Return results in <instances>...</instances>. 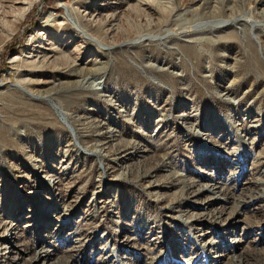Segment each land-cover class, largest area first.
<instances>
[{
    "label": "rangeland",
    "instance_id": "1",
    "mask_svg": "<svg viewBox=\"0 0 264 264\" xmlns=\"http://www.w3.org/2000/svg\"><path fill=\"white\" fill-rule=\"evenodd\" d=\"M28 1L0 0V264H264V0Z\"/></svg>",
    "mask_w": 264,
    "mask_h": 264
},
{
    "label": "bare ground",
    "instance_id": "2",
    "mask_svg": "<svg viewBox=\"0 0 264 264\" xmlns=\"http://www.w3.org/2000/svg\"><path fill=\"white\" fill-rule=\"evenodd\" d=\"M24 4H30L31 2H29L28 0H25V2H23ZM95 20V19H94ZM93 20V21H94ZM93 21H91V19L89 18L88 19V22H92L91 24H94L95 22H93ZM95 21H97V20H95ZM47 39V38H46ZM51 50V49H50ZM42 54V53H41ZM52 54V53H51ZM44 57L47 55V52L46 51H44V53L42 54ZM37 56V55H36ZM42 56V57H43ZM44 60V59H43ZM78 60V59H77ZM96 80V78L94 79V81ZM40 171V170H39ZM49 184H51V185H54V183H55V179H48V180H46ZM206 245V244H205ZM44 254H40L39 255V259L43 256ZM208 259L209 260H215L216 259V256H209L208 257ZM34 262H36V261H34Z\"/></svg>",
    "mask_w": 264,
    "mask_h": 264
},
{
    "label": "water",
    "instance_id": "3",
    "mask_svg": "<svg viewBox=\"0 0 264 264\" xmlns=\"http://www.w3.org/2000/svg\"><path fill=\"white\" fill-rule=\"evenodd\" d=\"M53 105H54V107H56V108H57V106H56L55 104H53ZM59 114L63 116V114H62V112H61V111H59ZM63 117H64V116H63Z\"/></svg>",
    "mask_w": 264,
    "mask_h": 264
}]
</instances>
